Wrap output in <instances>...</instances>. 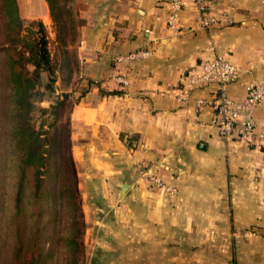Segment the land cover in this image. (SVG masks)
<instances>
[{
  "label": "crops",
  "instance_id": "obj_1",
  "mask_svg": "<svg viewBox=\"0 0 264 264\" xmlns=\"http://www.w3.org/2000/svg\"><path fill=\"white\" fill-rule=\"evenodd\" d=\"M183 2L179 28L167 22L170 0L90 5L99 14L78 43V75L88 89L68 116L79 189L91 197L99 189L105 200L98 205L102 213L86 214L92 225L88 264H227V256L231 264H264V140H224L210 124L212 107L196 111L199 97L216 95L215 83L197 85L186 101L174 96L181 77L216 53L240 69L228 85L231 97L242 98L247 82L264 77V0H209L218 22L208 26L201 24L195 0ZM141 47L152 54L116 61ZM120 74L129 84L119 82ZM78 89H68L72 98ZM255 116L262 125L264 104ZM150 173L177 191L156 185L147 179ZM213 240L225 249L215 250L218 257L194 249Z\"/></svg>",
  "mask_w": 264,
  "mask_h": 264
},
{
  "label": "rangeland",
  "instance_id": "obj_2",
  "mask_svg": "<svg viewBox=\"0 0 264 264\" xmlns=\"http://www.w3.org/2000/svg\"><path fill=\"white\" fill-rule=\"evenodd\" d=\"M61 1L66 4L75 21L73 26L69 23L59 32L47 0H16L19 16L23 20V32L28 41L36 32H41L39 24H31L32 21H43L52 40L51 49L59 51V67L56 72L50 74L48 70H41L36 87L20 106L10 99L11 89L5 83L4 47L10 43L2 42L6 34L0 11V264H30L29 256L32 259L35 256L33 264H88L91 254L87 251L89 244L86 242V232L92 225L86 219V214H91L92 211L102 213L103 209L98 208V205H105L103 193L99 189L92 193V197L90 193V196L84 193V187L79 189L80 178L71 154L68 122L73 101L78 100L88 89L87 82L78 75L81 62L78 43L90 18L99 13L90 11L94 0ZM42 7H46V11H42ZM26 54L29 56V52ZM21 62L24 63V59ZM26 64L30 70L35 68L28 60ZM76 85L79 88L76 95L79 96L74 94L72 98L70 95L74 91L68 89ZM64 96L66 99L62 103ZM18 127L23 128V138H19L18 133L14 134ZM31 135L30 142L25 140ZM29 146L37 153L44 152L48 159L51 158L50 179L46 182V188H50V193L55 195V202L50 197L48 207L36 208L34 198L29 196L30 191L27 189L26 196L21 200L23 210L14 215L13 202L19 163ZM170 207V211L177 209L173 202ZM229 208L232 215V205ZM104 210L107 211L106 208ZM199 222L201 221H197ZM230 227L233 242L232 221ZM249 230L248 225L242 229L243 243L248 240ZM32 238L34 242L29 243ZM181 239L188 245L185 236ZM194 249L199 250L198 254L209 257L221 254L215 253L216 249L225 251L223 244L219 245L217 240L197 244ZM67 250L71 252L69 260L64 258ZM223 258L227 260V264H231L229 256ZM239 264L246 263L242 260Z\"/></svg>",
  "mask_w": 264,
  "mask_h": 264
},
{
  "label": "trees",
  "instance_id": "obj_3",
  "mask_svg": "<svg viewBox=\"0 0 264 264\" xmlns=\"http://www.w3.org/2000/svg\"><path fill=\"white\" fill-rule=\"evenodd\" d=\"M47 2L59 32L63 31L69 23L73 26L75 19L72 17L71 12L68 11L65 3L61 0H47ZM0 11L6 34V38L2 42L8 41L10 43V45L4 47L6 53L5 83L6 87L11 89L10 99L20 106L27 100L30 91L36 87L41 70H48L50 74L56 72L59 67V51L51 49L52 40L43 21H32L31 24H39L41 32H36V35L28 41L27 35L23 32V20L19 16L16 0H0ZM18 46L23 49L20 50ZM26 52H29V56H27ZM21 59H24V63L21 62ZM27 60L34 64L35 68L33 70H30L27 66ZM65 99L66 96L61 99V102L64 103ZM18 124L20 125V123ZM18 129L20 127L16 129L14 134L17 135L18 133L19 138H23V128L19 132ZM25 140L30 142L32 135ZM50 162L51 158L48 159L44 152L37 153L32 146H29L27 153L21 158L19 163L18 181L15 184L16 191L13 202L14 215L20 214L21 210H23L21 200L26 196L27 189L30 191L29 196L34 198L36 208L46 205L48 207L50 197L55 202V195L50 193V188H46V182L50 179ZM74 187L78 191L76 184ZM32 242H34L33 238L29 240V243ZM18 243L20 244V240ZM64 255V258L69 260L71 252L67 250ZM29 259L30 264L35 263L33 260L36 261L35 256L33 259L32 256H29Z\"/></svg>",
  "mask_w": 264,
  "mask_h": 264
},
{
  "label": "built area",
  "instance_id": "obj_4",
  "mask_svg": "<svg viewBox=\"0 0 264 264\" xmlns=\"http://www.w3.org/2000/svg\"><path fill=\"white\" fill-rule=\"evenodd\" d=\"M198 4L199 19L202 25L208 26L218 22L215 15L209 14V0H195ZM183 0H170V13L168 25L173 28L181 26L180 12ZM151 48H136L116 56V61L130 63L137 59L147 58L152 54ZM239 67L223 54L216 53L213 57L205 59L191 74L183 75L174 96L178 101L189 99L191 91L200 84L215 83L216 95L210 98L199 97L196 100V111L203 105H210L213 110L210 124L218 129L224 140L234 138L243 141L261 143L264 140V123L258 125L255 109L264 104V77L252 80L245 84L246 93L242 98L235 99L228 92V85L239 76ZM117 79L122 84H129V78L118 75ZM147 179L173 194L177 187L167 183L155 174L147 175Z\"/></svg>",
  "mask_w": 264,
  "mask_h": 264
}]
</instances>
